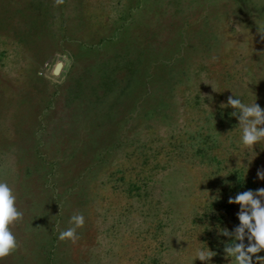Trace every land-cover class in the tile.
Returning <instances> with one entry per match:
<instances>
[{
  "label": "rangeland",
  "instance_id": "rangeland-1",
  "mask_svg": "<svg viewBox=\"0 0 264 264\" xmlns=\"http://www.w3.org/2000/svg\"><path fill=\"white\" fill-rule=\"evenodd\" d=\"M260 26L264 0H0V181L23 213L0 264H229L264 144L250 160L221 104L264 108Z\"/></svg>",
  "mask_w": 264,
  "mask_h": 264
},
{
  "label": "clouds",
  "instance_id": "clouds-1",
  "mask_svg": "<svg viewBox=\"0 0 264 264\" xmlns=\"http://www.w3.org/2000/svg\"><path fill=\"white\" fill-rule=\"evenodd\" d=\"M258 32L261 39H264V26L258 27ZM255 100L246 103L241 96L232 92L226 103L221 104V108L233 109L230 115L238 120L241 132L239 144L245 154L253 153L250 160L257 155L253 151L254 145L264 144V108ZM205 105L209 108L208 104ZM257 179L264 180V170L257 171ZM15 203L16 196L12 188L7 182L0 181V258L6 257L17 247L16 237L9 225L21 219L23 213ZM228 203L239 205L236 213L238 224L232 230H219L220 235L228 238L224 244V255L229 264H264V255L261 254L264 253V187L239 192L234 197H229ZM84 223L83 214L71 216V226L60 231L59 239L75 241L78 238L77 229ZM215 255L216 252L208 246H202L196 250L191 264L197 259L203 264H212V257Z\"/></svg>",
  "mask_w": 264,
  "mask_h": 264
},
{
  "label": "water",
  "instance_id": "water-1",
  "mask_svg": "<svg viewBox=\"0 0 264 264\" xmlns=\"http://www.w3.org/2000/svg\"><path fill=\"white\" fill-rule=\"evenodd\" d=\"M62 66H63L62 63H58L57 66H56V67L54 68V70H53V74H54V75H58V74L60 73L61 69H62ZM59 69H60V70H59ZM57 70H59V73H57V72H58Z\"/></svg>",
  "mask_w": 264,
  "mask_h": 264
},
{
  "label": "trees",
  "instance_id": "trees-1",
  "mask_svg": "<svg viewBox=\"0 0 264 264\" xmlns=\"http://www.w3.org/2000/svg\"><path fill=\"white\" fill-rule=\"evenodd\" d=\"M217 221H218V222H220V221H221V220H220V218H219V216H217Z\"/></svg>",
  "mask_w": 264,
  "mask_h": 264
}]
</instances>
